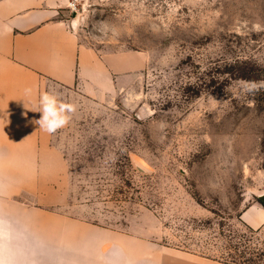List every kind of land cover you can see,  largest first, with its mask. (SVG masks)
Instances as JSON below:
<instances>
[{"label": "rangeland", "instance_id": "rangeland-1", "mask_svg": "<svg viewBox=\"0 0 264 264\" xmlns=\"http://www.w3.org/2000/svg\"><path fill=\"white\" fill-rule=\"evenodd\" d=\"M77 5L64 15L81 43L100 55L137 52L145 64L103 100L67 95L76 111L54 136L65 159L55 199L47 190L49 200L22 199L64 216L60 236L76 252L95 249L83 224L214 262L264 264V223L243 218L253 204L264 209V87L246 91L264 82V0Z\"/></svg>", "mask_w": 264, "mask_h": 264}, {"label": "crops", "instance_id": "crops-1", "mask_svg": "<svg viewBox=\"0 0 264 264\" xmlns=\"http://www.w3.org/2000/svg\"><path fill=\"white\" fill-rule=\"evenodd\" d=\"M69 1L0 0V264H74L81 256L84 262L76 264H226L83 224L79 232L87 230L95 249L76 252L75 242L61 239L64 216L22 199L49 200L42 193H57L65 165L54 143L59 130L48 134L33 123L40 96L47 91L63 102L71 93L103 100L123 87L121 77L145 64L137 52L100 55L81 43L76 24L64 15ZM243 218L258 227L264 209L253 204ZM45 230L52 234L48 242L38 239ZM79 247L86 249L85 242Z\"/></svg>", "mask_w": 264, "mask_h": 264}, {"label": "clouds", "instance_id": "clouds-1", "mask_svg": "<svg viewBox=\"0 0 264 264\" xmlns=\"http://www.w3.org/2000/svg\"><path fill=\"white\" fill-rule=\"evenodd\" d=\"M264 87V82H250L246 86V91L254 92ZM30 92V89H26ZM76 111V105L61 101L56 94L44 92L39 98L40 117L33 123L39 126L40 130L48 134H55L58 130L68 125L71 114Z\"/></svg>", "mask_w": 264, "mask_h": 264}, {"label": "built area", "instance_id": "built-area-1", "mask_svg": "<svg viewBox=\"0 0 264 264\" xmlns=\"http://www.w3.org/2000/svg\"><path fill=\"white\" fill-rule=\"evenodd\" d=\"M78 1L79 0H70L69 3H68V8L71 10V11H77L78 10Z\"/></svg>", "mask_w": 264, "mask_h": 264}, {"label": "water", "instance_id": "water-1", "mask_svg": "<svg viewBox=\"0 0 264 264\" xmlns=\"http://www.w3.org/2000/svg\"><path fill=\"white\" fill-rule=\"evenodd\" d=\"M259 199L262 203H264V194L259 195Z\"/></svg>", "mask_w": 264, "mask_h": 264}, {"label": "trees", "instance_id": "trees-1", "mask_svg": "<svg viewBox=\"0 0 264 264\" xmlns=\"http://www.w3.org/2000/svg\"><path fill=\"white\" fill-rule=\"evenodd\" d=\"M248 229L250 230V232L255 233V230H253L252 228L248 227Z\"/></svg>", "mask_w": 264, "mask_h": 264}]
</instances>
